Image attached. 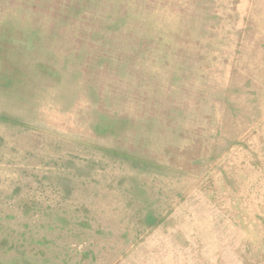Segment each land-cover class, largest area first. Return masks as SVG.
I'll return each mask as SVG.
<instances>
[{
	"label": "rangeland",
	"instance_id": "obj_1",
	"mask_svg": "<svg viewBox=\"0 0 264 264\" xmlns=\"http://www.w3.org/2000/svg\"><path fill=\"white\" fill-rule=\"evenodd\" d=\"M0 264H264V0H0Z\"/></svg>",
	"mask_w": 264,
	"mask_h": 264
}]
</instances>
